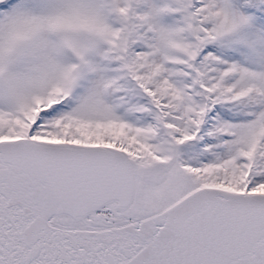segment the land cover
Instances as JSON below:
<instances>
[{"label":"snow or ice","instance_id":"1","mask_svg":"<svg viewBox=\"0 0 264 264\" xmlns=\"http://www.w3.org/2000/svg\"><path fill=\"white\" fill-rule=\"evenodd\" d=\"M0 264H264V0H0Z\"/></svg>","mask_w":264,"mask_h":264}]
</instances>
